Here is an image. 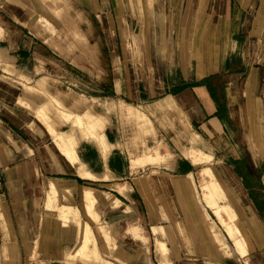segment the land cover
I'll use <instances>...</instances> for the list:
<instances>
[{"label":"crops","instance_id":"crops-1","mask_svg":"<svg viewBox=\"0 0 264 264\" xmlns=\"http://www.w3.org/2000/svg\"><path fill=\"white\" fill-rule=\"evenodd\" d=\"M213 2L225 5L218 17L223 29L229 30L220 63L209 57L192 66L182 58L167 57V47L149 44L142 47L148 52L147 61L131 55L119 73L118 0H0V68L13 71V79L0 73V264L61 260L72 248L75 251L86 226L102 251L100 261L82 260L83 264H196L197 256L188 255L193 251L182 237L167 232L165 222L152 219L138 190L134 179L152 163L132 161L145 153L150 142L171 144L168 165L162 167L172 175L192 174L196 166L182 150H202L199 142L214 147L222 136L228 142L225 146L231 147L226 123L234 116V105L251 89L262 91L264 0H194L205 8ZM60 6L68 24L73 10L87 25L86 33L76 22L67 26L66 35L70 36L72 25L79 39L72 55L64 45L65 55L55 54L47 41L51 39L47 25L52 23L46 14ZM136 47L128 44L126 52L140 50ZM102 53L109 58L104 66L111 69L104 80L102 73L98 75ZM53 95L65 114L82 117L91 112L84 113L82 124L91 125L94 133H87L73 118L55 123L48 113V97ZM122 106L144 114L151 132L144 134L132 118H122ZM40 107L56 128L52 134L37 116ZM96 115L103 118V127L95 122ZM56 133L67 138V145L56 143ZM71 141L73 157L67 155ZM205 153L213 160L217 157L213 149ZM231 158L222 162L239 178L251 203L241 204L234 190L231 195L240 221L248 220L254 235L248 254L226 257L225 264H264V208L247 183L245 162L240 156ZM88 189L97 193L92 213L85 201ZM51 190L56 205L75 209L66 221L48 206ZM43 203L46 214L55 217L45 216ZM155 224L163 228L165 260L155 250L151 229ZM46 228L52 230L43 231ZM37 244L42 247L36 248Z\"/></svg>","mask_w":264,"mask_h":264},{"label":"rangeland","instance_id":"rangeland-1","mask_svg":"<svg viewBox=\"0 0 264 264\" xmlns=\"http://www.w3.org/2000/svg\"><path fill=\"white\" fill-rule=\"evenodd\" d=\"M118 44L120 47L119 53V61H118V71L119 73L124 71L125 62L127 59L131 60V55H134L135 59L145 60L147 61L148 52L145 48L151 44L156 45L158 48L162 46L167 47L169 49V57L171 60L176 59L179 60L182 58L184 63L187 60L192 66H195L196 63L203 64L210 57L214 58V60L220 63L225 55V41L228 38V26L227 29H223V21L218 17L219 12H223L225 9V5H222L217 2H213L209 4L206 8L203 5L191 3V0H134L132 3H126L124 0H118ZM48 21L52 23L47 25V31L51 35V39L48 38V44L55 51V54L65 55V53L61 52L62 45L65 48L69 49V53L73 54V47L79 41L77 34L73 33V26L71 25L70 36H67V26L76 22L79 24L78 27L81 28L82 32H87V25L83 18L78 17L77 12L71 10L70 18L71 21L68 24L67 17L62 11L61 6L57 9L48 11L46 14ZM90 18V17H89ZM124 27H122V26ZM70 26V25H69ZM214 27V28H213ZM127 28V29H125ZM213 28V29H212ZM63 33L64 35H61ZM80 39H83L80 36ZM213 41V44H211ZM132 44L140 46V50H135L133 53L126 52V45ZM77 46V45H76ZM145 46V48H142ZM136 47V49H138ZM182 49V51H181ZM65 52V51H64ZM168 51L165 53H161L162 55L168 54ZM154 53V52H153ZM151 53V54H153ZM160 53V52H159ZM228 53V52H227ZM158 54V53H154ZM229 54V53H228ZM102 69H97L99 71L102 79H106L110 76L111 69L106 64H109V58L105 53H102ZM105 65V66H104ZM143 65V64H142ZM123 67V68H122ZM91 73H94L93 68H86ZM85 71V70H83ZM101 71V72H100ZM53 72L57 74V66H53ZM0 73L10 77L13 79V71L8 67L0 68ZM88 75V72H86ZM252 88V85H251ZM264 85L262 91L259 92H250L247 93L246 99L239 100L236 105H234V116L231 119V122L226 123L227 130L232 136V146L226 147L225 144H228L227 139L222 136L221 139H218L215 142L214 147L202 144L200 142L198 147L201 148L202 152H209L210 150L215 151V155L217 157L209 161H202L201 163L195 165L197 166L192 174L190 175V183H192V187H189L190 191H186L182 188L176 187L171 182H177L179 179L177 175H172L169 173L166 168H163L162 165H168V157L170 154V147H167L169 152L167 156H160L155 152L149 154L148 150L153 148V143L150 142L145 150L144 155L140 158L133 160L132 164L137 163H145L151 162L152 165L149 167H145L138 174L143 175L138 176L140 178H144L148 184L145 188V196L143 197L145 203L148 207V211L152 217V219L165 222L167 227V232L171 235L175 233L178 237H182L185 241L186 248H191L192 253H188L189 256H197L198 258L196 264H225L226 257L236 256H246L249 251L244 254H239L231 240L224 233L222 226H220L214 219V216L202 199L203 188L200 187L199 184L204 179L201 180L202 174L206 173L208 176V167L220 177V182L222 183L228 198L237 205V201L233 199L231 193L236 192V195H239L241 198V204H250L251 202L246 196V191L244 190L241 181L239 178L233 175L229 166L224 164L222 161L226 158L230 160L232 156H240L245 162V171L248 175L247 183L249 187L252 189V193L255 195L254 199H256L259 206L264 208ZM42 91V90H41ZM49 106L51 110H48L50 113V117L55 121V123L62 122V119H74V115L70 113L65 114L62 110V107L59 106V103L56 101L57 97L53 95L52 97H48ZM59 101V100H58ZM129 111H131V108ZM126 109V110H128ZM44 107H40L37 111V116L44 121L47 125L50 133L56 129L54 126L48 122L47 116ZM135 110V112H134ZM136 108H133V113L127 111L125 112V118H135L138 114L141 116L140 122L136 124L137 121L134 120L135 124L139 126L140 132L144 130V133L151 132V122L149 119L138 110L136 112ZM89 112V111H85ZM82 113V118L85 117L84 113ZM52 113L54 115L52 116ZM91 113V112H89ZM130 113V115H129ZM133 116H132V114ZM94 114V113H92ZM121 115V116H122ZM127 115V117H126ZM97 116V115H96ZM69 117V118H68ZM98 120L96 123H101L103 127L104 120L101 116H97ZM142 117L145 119L142 120ZM95 118V117H93ZM124 118V117H122ZM147 119V121H146ZM75 121V120H74ZM149 122V123H148ZM76 123V121H75ZM76 124H79L78 122ZM57 125V124H56ZM141 125L143 126L141 128ZM80 126V125H79ZM58 127V125H57ZM84 127L87 133H94V129L91 125L80 126ZM148 128V130H147ZM149 131V132H148ZM228 136V134H227ZM146 146V145H145ZM184 146L182 143L181 148ZM158 158L155 159V155ZM146 154V155H145ZM148 154V155H147ZM151 155V156H149ZM154 155V158L152 157ZM171 155V154H170ZM148 157V158H147ZM163 157V158H161ZM150 158V159H149ZM152 158V159H151ZM149 159V160H148ZM154 159V160H153ZM157 161V162H154ZM207 163V165H206ZM205 164V165H203ZM205 168V169H204ZM220 169V170H219ZM200 170V171H199ZM202 173V174H200ZM201 175V176H200ZM206 176V177H207ZM228 177V178H227ZM134 179L136 182L139 180ZM201 182V183H199ZM0 183H1V168H0ZM149 185V186H148ZM191 186V185H190ZM192 188V189H191ZM147 189V190H146ZM193 190V191H191ZM203 200V201H202ZM59 203H63V200L57 199ZM200 206V207H199ZM237 208V207H236ZM203 210V211H202ZM238 210V209H237ZM205 211V212H204ZM91 212V208L90 211ZM43 213L45 216H50L49 218L55 217L52 214H46L44 203H43ZM200 213L205 215H200ZM239 215V214H238ZM44 216V217H45ZM205 216V217H203ZM1 217V210H0ZM42 217V216H41ZM200 219V220H199ZM208 221V222H206ZM245 225V230L248 232L250 239H253L254 230L251 226V223L247 220H242ZM60 222V221H59ZM201 222V223H200ZM209 223L210 225H208ZM214 223V224H213ZM62 224V223H61ZM207 227H204L206 226ZM47 225V224H46ZM49 225V224H48ZM67 225V224H64ZM153 225L152 232L156 227L160 225ZM215 225V226H214ZM156 226V227H155ZM210 226V227H209ZM156 229V232L160 231L159 235H163V229ZM207 228V229H206ZM63 232L65 229L62 228ZM52 230L50 228L43 229ZM58 231L59 229H55ZM208 230V231H207ZM92 232V231H91ZM162 232V235H161ZM61 233V234H62ZM214 233V234H213ZM155 236V235H154ZM192 243H190V241ZM206 240V241H205ZM160 241L164 243L165 247L162 246V243L156 242L155 238V250L160 258L163 260L166 259L168 248L163 242L164 240L160 237ZM205 241V242H204ZM159 243V244H158ZM162 244V245H161ZM160 246L159 247L157 246ZM38 249L42 247L37 244L36 248ZM97 247V244H96ZM162 247V248H161ZM184 246L182 245V248ZM162 249H166L165 251ZM79 250V251H78ZM82 250V251H81ZM99 251L98 255H101V249L97 248ZM162 250L165 255H161ZM84 251V252H83ZM82 253V254H79ZM87 252V253H86ZM89 250L81 249L78 244L75 251L72 248L69 253L63 255V259L57 261H47V260H35L31 261L32 264H83L84 262H94L100 261V256L95 259V257L89 255ZM84 256V257H83ZM100 258V259H99ZM232 258V259H233ZM99 259V260H98ZM240 263H242V259L240 258ZM29 260L26 261L29 264ZM231 263V262H230ZM229 263V264H230ZM247 264V263H246Z\"/></svg>","mask_w":264,"mask_h":264},{"label":"bare ground","instance_id":"bare-ground-1","mask_svg":"<svg viewBox=\"0 0 264 264\" xmlns=\"http://www.w3.org/2000/svg\"><path fill=\"white\" fill-rule=\"evenodd\" d=\"M122 107H119V109L122 108ZM129 107L132 109L131 111H129L130 109H128V107H127L126 109H128V110H126V112H125V110H124L125 108L123 107L122 108V113L125 112L126 114H128L127 111L132 112L133 111V108L131 106H129ZM119 112H121V111L119 110ZM134 112H135V110H134ZM136 112H137V110H136ZM124 115L125 114H123L121 117H124L125 118ZM129 115H130V113H129ZM132 116H133V114H132ZM136 116H137L136 117V120H135V118H133V120H135V121L138 120V122H136V124H138L139 121L141 120V116H143V115L139 116L137 114ZM126 117H127V115H126ZM144 118L142 117V120ZM125 119H127V118H125ZM73 120H75L76 123L77 122L79 123L77 125H80V126L81 125H84V123L82 124V117L80 115H76L75 114ZM146 121H147V119H146ZM140 122H143V121H140ZM144 122L142 124H144ZM138 125H140V124H138ZM142 127L143 126L141 125V128ZM145 129L146 128H144V130ZM144 130H141L142 133H144L143 132ZM147 130H148V128H147ZM146 133H144V134H146ZM55 141H56V143L60 147H62L63 145H67V143H68L67 138L64 139V137L61 136L59 133H56L55 134ZM72 146H73V144H72V141H71V143H69V148H67V155L68 156L71 155L73 157V151H72V148L73 147ZM145 147L148 148L147 145ZM145 150H146V148H145ZM147 150H146V152H147ZM151 151H152V153L155 152L156 154H158L159 155V158H160V156H163L164 157V156H167V154H168V149H167V147L165 146L164 143H157L155 146H153V148H151V150H148V153L149 152L151 153ZM155 153H154V155H155ZM182 154L185 157L191 159L193 161V164L194 165H197V164L201 163L202 161H205V162L206 161H209L210 158L212 157V154H207L205 152H202L200 149H194V148H186V149L182 150ZM154 155H152L153 158H154ZM158 155H157V157L155 155V159L158 158ZM149 156H151V155H149ZM163 157H161V158H163ZM69 158H71V157H69ZM74 160L73 161H70V162L72 164H73V162L76 163V160L75 161ZM203 165H205V164H203ZM206 165H207V163H206ZM208 173H209L208 176H207L206 173L205 174L204 173L203 174L200 173V174H202L201 180H203V179L205 180V181H202V183L199 182V183H201V184H199L200 187L203 188V192H201L202 193L201 194L202 195L201 197L204 200L205 204L208 205V207L210 208V210H211V212H212V214L214 216L215 221L220 226H222V229H223L224 233L231 240V242L234 245L236 251L239 254L242 255V254H244L247 251H250L252 249V242H251L250 236H249L248 232L245 230L244 223L240 221V218H239L238 212H237V208H236L237 206L228 198L227 193H226V191H225L222 183L220 182L219 175H217L216 173H214L209 167H208ZM142 176L143 175H141V177ZM138 178L139 177H137L136 180ZM177 178L179 179L177 182H171V183L174 184L176 187L182 188V189H184L186 191H190L189 187H192V183H190V181H189L190 180V175H180V176H177ZM138 180H139V181H137L138 190H139L140 194L143 197H146L145 196V188H146V185L148 184V182L144 178H140ZM52 191L53 190H51V192H49V194H50V197H49L50 203H49L48 206H49L50 209H52V211H56L58 213V215L64 221H66L68 218H70L75 213V209H74V207H64V206H58V205H56L55 204V198L53 197L54 194L51 195V193H53ZM191 191H193V190H191ZM96 199H97V193L96 192L91 191L90 189L86 190V192H85V201L89 205L88 211H90V208L92 207V204L96 201ZM202 214L200 213V215H202ZM203 215H205V214H203ZM76 216H78V215L76 214ZM203 217H205V216H203ZM206 222H208V221H206ZM207 224L210 225L209 223H207ZM159 227L157 226L156 229H158V230L161 231V229ZM204 227H207V225L204 226ZM156 229L153 230V233H154L155 238H156V242L162 243L160 241V237H162V236L159 235L160 234L159 233L160 231L159 232L158 231L156 232ZM162 232H161V235H162ZM108 239H110V238H108ZM162 244L161 245L165 247L164 243H162ZM161 245H159V246L156 245V246L159 247V249H160V246ZM79 246L81 247V249H84L85 248L86 250H89V252H90L89 255L95 257V259L99 257L96 244H95L94 239H93L92 235L90 234L89 228L87 226H86V231H85V234H84V238L79 242ZM162 250H164V249H162ZM162 250H159L161 252V255H162V253H163V255H165L164 252H162ZM79 254H82V253L79 252ZM163 257H162V259H163Z\"/></svg>","mask_w":264,"mask_h":264}]
</instances>
